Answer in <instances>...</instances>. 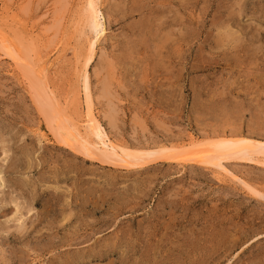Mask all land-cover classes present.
<instances>
[{"label": "rangeland", "instance_id": "obj_1", "mask_svg": "<svg viewBox=\"0 0 264 264\" xmlns=\"http://www.w3.org/2000/svg\"><path fill=\"white\" fill-rule=\"evenodd\" d=\"M0 33V264H264V0H0Z\"/></svg>", "mask_w": 264, "mask_h": 264}, {"label": "bare ground", "instance_id": "obj_2", "mask_svg": "<svg viewBox=\"0 0 264 264\" xmlns=\"http://www.w3.org/2000/svg\"><path fill=\"white\" fill-rule=\"evenodd\" d=\"M101 35L104 34V28H101ZM2 32V31H1ZM100 35V36H101ZM0 37L2 38V41L4 43H7L8 41L5 39V35H3L2 33H0ZM100 38V37H99ZM12 41V40H11ZM10 46V45H9ZM6 52V51H5ZM92 54L90 55L91 58L89 59V56L85 62V64L88 62V60H90V62L93 61V56H94V50L91 51ZM18 59V58H17ZM21 60V59H19ZM18 61V60H17ZM26 65V64H25ZM87 65V64H86ZM27 67V66H26ZM30 67V66H29ZM32 68V67H31ZM24 70V69H23ZM27 70V69H26ZM28 71V70H27ZM30 72L32 73L31 74V79L33 80V82L37 83V79L39 78V71H35L34 69L31 70L30 69ZM35 73V74H34ZM29 76V75H28ZM30 79V80H31ZM41 79V78H39ZM37 81V82H36ZM42 81V80H41ZM40 83V82H39ZM41 84V83H40ZM43 84V83H42ZM33 85V83H32ZM35 85V84H34ZM37 88V86H36ZM37 92H38V97H40V99L44 102H42L43 104H50L51 103V98H50V94L48 92V88H47V85L45 83L44 86H41L38 84V89H37ZM89 87L88 85L85 83V97H86V102H87V115L89 116L91 122L96 126V129L98 130V133L105 137H107V135H105L104 133V129L101 125V123L96 119V117L93 115V112H92V107H91V104H90V101H89ZM37 98V97H36ZM39 99V98H38ZM53 101V100H52ZM53 105V103H52ZM46 110H47V114L49 115L48 116V119L50 117L51 119V122L53 123V125H55V133H56V138H59L60 137V141L63 142H68L71 140H76L77 138L75 137L76 132H74L75 130H71V132L67 129V127L65 126L64 122H63V118H62V114L61 113H58L57 110L55 108H53L52 106L51 107H47L45 106ZM44 108V109H45ZM44 112V111H43ZM89 127V126H88ZM86 131V130H85ZM86 133V132H85ZM55 135V134H54ZM102 136V137H103ZM85 137V136H84ZM88 137V136H86ZM79 139V137H78ZM88 139V138H87ZM90 139V138H89ZM88 139V140H89ZM95 139V138H94ZM61 143V144H62ZM75 143V142H74ZM76 144V143H75ZM74 144V145H75ZM81 144V143H80ZM73 145V144H72ZM73 145V146H74ZM79 146V145H78ZM81 146V145H80ZM75 147H77L75 145ZM255 146L251 145V144H247V143H240V144H235V143H229V144H218V143H201V142H194V143H191L190 145L188 146H184V147H181L179 148L180 152H178V154L176 155H173L172 158H175V159H184V161L186 160H191L192 161H195V160H199V161H205L206 160H210V159H214L213 157L215 156H221V158H219L220 160L224 159L225 157L227 156H231V155H236L237 153H242V150L245 149L247 152L251 151ZM84 148V147H83ZM111 148V147H110ZM261 149H264V146L263 147H259ZM74 149V148H72ZM85 149V148H84ZM77 150V149H76ZM80 149L78 148L77 151H79ZM82 153L83 150H81ZM94 151V150H93ZM103 151V150H102ZM95 152V151H94ZM88 153V152H87ZM87 153H85L86 155H88ZM93 153V152H92ZM100 156H95L96 159L98 158L101 162H108L109 160H111V162L114 160L115 161H121L122 163V166H124L125 168H131V167H135L136 165V162L131 160L130 158H125V157H122L118 154V151L116 150V148L112 145V148L107 150L105 149L104 152H99ZM95 155V154H94ZM128 155V154H126ZM240 155V154H239ZM91 157V156H90ZM197 158V159H196ZM97 159V160H98ZM153 159V158H152ZM168 159V158H167ZM151 160V159H150ZM166 160V159H165ZM181 161V160H180ZM212 163V162H211ZM139 164V163H138ZM141 164V163H140Z\"/></svg>", "mask_w": 264, "mask_h": 264}]
</instances>
